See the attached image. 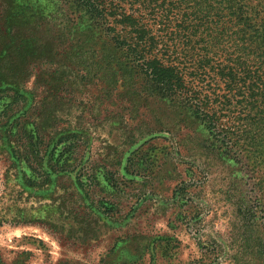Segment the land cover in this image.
I'll use <instances>...</instances> for the list:
<instances>
[{"label":"rangeland","instance_id":"1","mask_svg":"<svg viewBox=\"0 0 264 264\" xmlns=\"http://www.w3.org/2000/svg\"><path fill=\"white\" fill-rule=\"evenodd\" d=\"M82 75L41 94L44 123L43 106L21 116L29 96H0V264H264L261 221L236 212L264 172L224 163L143 84L100 92Z\"/></svg>","mask_w":264,"mask_h":264},{"label":"trees","instance_id":"2","mask_svg":"<svg viewBox=\"0 0 264 264\" xmlns=\"http://www.w3.org/2000/svg\"><path fill=\"white\" fill-rule=\"evenodd\" d=\"M84 72L100 92L134 96L143 84L198 121L224 163L264 172V0H0V96H29L23 118L43 106L44 123L41 94L76 88ZM257 185L236 212L264 229V178Z\"/></svg>","mask_w":264,"mask_h":264}]
</instances>
